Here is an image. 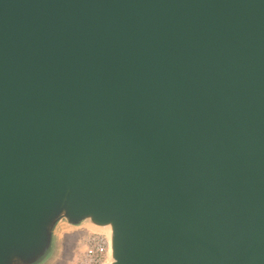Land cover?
Segmentation results:
<instances>
[{"label": "water", "instance_id": "water-1", "mask_svg": "<svg viewBox=\"0 0 264 264\" xmlns=\"http://www.w3.org/2000/svg\"><path fill=\"white\" fill-rule=\"evenodd\" d=\"M82 228L264 264V0H0V264Z\"/></svg>", "mask_w": 264, "mask_h": 264}, {"label": "built area", "instance_id": "built-area-1", "mask_svg": "<svg viewBox=\"0 0 264 264\" xmlns=\"http://www.w3.org/2000/svg\"><path fill=\"white\" fill-rule=\"evenodd\" d=\"M108 248L109 241L104 232L91 233L84 238L75 264H103Z\"/></svg>", "mask_w": 264, "mask_h": 264}, {"label": "rangeland", "instance_id": "rangeland-1", "mask_svg": "<svg viewBox=\"0 0 264 264\" xmlns=\"http://www.w3.org/2000/svg\"><path fill=\"white\" fill-rule=\"evenodd\" d=\"M64 229V228H63ZM61 229L59 234H62V232L65 230ZM91 233H95L94 231L88 229V228H82L78 231L71 233V236L66 243L65 249L63 250L60 257L61 261H58L56 264H75L78 254L81 250V244L86 236H88ZM61 236V235H60ZM61 245V241H60Z\"/></svg>", "mask_w": 264, "mask_h": 264}, {"label": "bare ground", "instance_id": "bare-ground-1", "mask_svg": "<svg viewBox=\"0 0 264 264\" xmlns=\"http://www.w3.org/2000/svg\"><path fill=\"white\" fill-rule=\"evenodd\" d=\"M106 232L107 235L111 236V229H110V226H108L106 229H104Z\"/></svg>", "mask_w": 264, "mask_h": 264}]
</instances>
